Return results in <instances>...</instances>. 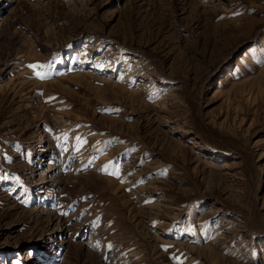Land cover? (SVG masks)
I'll list each match as a JSON object with an SVG mask.
<instances>
[{
    "label": "rangeland",
    "instance_id": "1",
    "mask_svg": "<svg viewBox=\"0 0 264 264\" xmlns=\"http://www.w3.org/2000/svg\"><path fill=\"white\" fill-rule=\"evenodd\" d=\"M0 264H264V0H0Z\"/></svg>",
    "mask_w": 264,
    "mask_h": 264
},
{
    "label": "snow or ice",
    "instance_id": "2",
    "mask_svg": "<svg viewBox=\"0 0 264 264\" xmlns=\"http://www.w3.org/2000/svg\"><path fill=\"white\" fill-rule=\"evenodd\" d=\"M28 67L35 69V68H38V67L43 68V67H46V66L45 65H40V64H30V65H28ZM35 74H36V76H38L40 78H44V74L42 72H36ZM104 170L107 171V166H105ZM111 174L118 175L119 173L117 171V172H114V173H111ZM164 247H167V246H164Z\"/></svg>",
    "mask_w": 264,
    "mask_h": 264
}]
</instances>
